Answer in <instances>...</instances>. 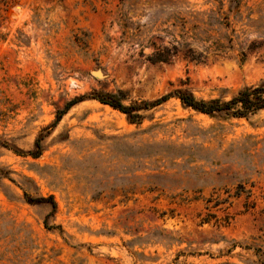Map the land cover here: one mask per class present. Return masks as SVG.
Returning a JSON list of instances; mask_svg holds the SVG:
<instances>
[{"label":"rangeland","instance_id":"obj_1","mask_svg":"<svg viewBox=\"0 0 264 264\" xmlns=\"http://www.w3.org/2000/svg\"><path fill=\"white\" fill-rule=\"evenodd\" d=\"M237 1L0 0V264H264V108L171 97L133 121L87 97L51 126L90 92L264 82V0Z\"/></svg>","mask_w":264,"mask_h":264},{"label":"trees","instance_id":"obj_2","mask_svg":"<svg viewBox=\"0 0 264 264\" xmlns=\"http://www.w3.org/2000/svg\"><path fill=\"white\" fill-rule=\"evenodd\" d=\"M230 3L237 4L238 1L230 0ZM87 97L96 99L101 103L108 104L111 107L126 113L129 119L133 121H138V119L140 118L141 115L137 113L139 110L148 109L150 107L158 105L171 97L178 98L184 106L190 107L198 112L205 113L207 115L223 113L231 117L247 118L249 117V115H252L258 110L264 108V82L253 85H245L241 89H239L235 95L231 96L227 100H222L220 98H197L192 92L187 89L176 88L153 100H142L139 102H135L132 105H124L117 98H115L114 95L90 92L72 98L64 106V108L56 114L55 119L51 123V126L55 125L58 122L60 117L69 109L71 105ZM41 139V136L37 137L34 142L33 148L28 151H16V149L13 150L17 154H26L31 155L32 157H37L41 154L43 149ZM0 146L10 148L6 141H0ZM6 173L7 171H4L0 167V174L6 176ZM23 196L28 203H49V205L51 206V210L53 211L55 209L56 205L52 195H48L47 197L40 196L32 198L27 192L23 191Z\"/></svg>","mask_w":264,"mask_h":264},{"label":"water","instance_id":"obj_3","mask_svg":"<svg viewBox=\"0 0 264 264\" xmlns=\"http://www.w3.org/2000/svg\"><path fill=\"white\" fill-rule=\"evenodd\" d=\"M93 74L96 76V77H101V72L99 70H95L93 71Z\"/></svg>","mask_w":264,"mask_h":264}]
</instances>
